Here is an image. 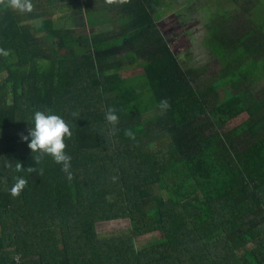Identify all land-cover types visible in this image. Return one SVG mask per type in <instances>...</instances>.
<instances>
[{
	"label": "trees",
	"instance_id": "16d2710c",
	"mask_svg": "<svg viewBox=\"0 0 264 264\" xmlns=\"http://www.w3.org/2000/svg\"><path fill=\"white\" fill-rule=\"evenodd\" d=\"M30 3L0 0V264H264V0L216 1L208 83L159 29L164 0H81L75 14L107 8L119 24L90 37ZM37 110L69 128L70 180L21 139ZM118 220L132 229L100 235Z\"/></svg>",
	"mask_w": 264,
	"mask_h": 264
},
{
	"label": "rangeland",
	"instance_id": "374dc122",
	"mask_svg": "<svg viewBox=\"0 0 264 264\" xmlns=\"http://www.w3.org/2000/svg\"><path fill=\"white\" fill-rule=\"evenodd\" d=\"M165 1L167 5L162 9V15L157 16L158 20H162L159 24L162 34L169 42L183 68L198 70L205 82L208 83L221 70V63L213 56L211 48L208 46L209 37L213 29L214 6L216 1L224 2L226 0H201L195 3L192 0ZM79 6L80 3L75 4L73 2L70 6L68 2H56L54 0H40L39 4L43 18L53 21V25L58 29H73L89 37L94 33L103 32L107 34L108 31L112 33L119 31L118 24L115 21L110 26L97 28L98 24L91 22L94 18L87 17L88 19H86L83 14L74 13L75 15H73L72 11ZM109 19L110 17L106 13L103 21L105 22ZM40 22L42 21L38 20L36 24H40ZM128 43L125 42V44ZM121 56L124 55L119 54L117 58L120 59L122 58ZM142 73V69H126L124 72H121V77L133 78ZM262 87H264V82L260 83L258 89ZM246 120L247 116H242L230 124V127L233 128L236 125H240ZM131 229L132 225L129 220L98 224L100 235L105 237L119 233H128ZM159 237L160 234L155 233L137 238L136 245L139 247Z\"/></svg>",
	"mask_w": 264,
	"mask_h": 264
},
{
	"label": "clouds",
	"instance_id": "9594fccd",
	"mask_svg": "<svg viewBox=\"0 0 264 264\" xmlns=\"http://www.w3.org/2000/svg\"><path fill=\"white\" fill-rule=\"evenodd\" d=\"M7 6L20 12H30L32 10L30 0H23V2L21 0H8ZM159 107L162 110L167 109L169 107L167 100H161ZM105 119L108 122L115 123L117 116L109 109ZM126 134L131 136L130 132ZM69 135V128L62 117L37 110L32 115V126L29 128L28 135L22 136L21 139L28 142V147L32 153L37 154V162L41 156H50L54 163L62 165V171L68 173V179L70 180L71 173L68 170L71 157L64 151V139ZM20 167L21 165L18 164L17 169ZM27 170L29 172L33 171L31 168ZM14 181L9 189V193L13 197L18 196L26 184L22 176L14 177Z\"/></svg>",
	"mask_w": 264,
	"mask_h": 264
},
{
	"label": "crops",
	"instance_id": "0c3cea01",
	"mask_svg": "<svg viewBox=\"0 0 264 264\" xmlns=\"http://www.w3.org/2000/svg\"><path fill=\"white\" fill-rule=\"evenodd\" d=\"M56 2H63L64 0H54ZM165 1V0H164ZM166 1H165V4L164 5H160L159 8L157 9L156 13L154 14V18H155V21L159 27V24L162 20H158L157 16L159 15H162V9L166 6ZM80 6H82V3H81V0H80ZM107 8H102V9H99L97 11H94V12H90V13H86L85 11H83V16L85 15L86 19H88L87 17H91V18H94V20H92L91 22L94 23V24H98L96 27L97 28H104V27H107V26H110V24L115 21L117 22V18L115 19V13H110V19L107 20V21H103V19L106 17V13H107ZM72 14H74V10L72 11ZM81 14V15H82ZM76 17V16H75ZM72 21V20H71ZM53 22V21H52ZM118 24V22H117ZM119 25V24H118ZM55 27V26H54ZM56 29H58L57 27H55ZM160 29V28H159ZM113 31V30H112ZM100 33H103V32H99V33H94L92 35H95V34H100ZM107 33H112L111 31H108Z\"/></svg>",
	"mask_w": 264,
	"mask_h": 264
},
{
	"label": "built area",
	"instance_id": "2783aa9c",
	"mask_svg": "<svg viewBox=\"0 0 264 264\" xmlns=\"http://www.w3.org/2000/svg\"><path fill=\"white\" fill-rule=\"evenodd\" d=\"M15 262L17 264H20L21 263V257L19 255L15 256Z\"/></svg>",
	"mask_w": 264,
	"mask_h": 264
}]
</instances>
